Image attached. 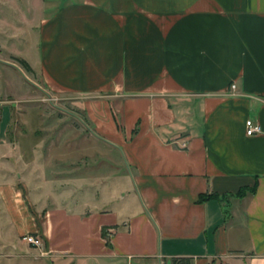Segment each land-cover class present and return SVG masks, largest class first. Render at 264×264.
I'll return each mask as SVG.
<instances>
[{
    "label": "crops",
    "instance_id": "crops-1",
    "mask_svg": "<svg viewBox=\"0 0 264 264\" xmlns=\"http://www.w3.org/2000/svg\"><path fill=\"white\" fill-rule=\"evenodd\" d=\"M28 11L43 82L82 99L98 165L123 170L95 195L93 160L50 171L11 117L0 264H264V0H0V22Z\"/></svg>",
    "mask_w": 264,
    "mask_h": 264
},
{
    "label": "rangeland",
    "instance_id": "rangeland-1",
    "mask_svg": "<svg viewBox=\"0 0 264 264\" xmlns=\"http://www.w3.org/2000/svg\"><path fill=\"white\" fill-rule=\"evenodd\" d=\"M29 12L25 18L13 16L9 23L0 22V137L12 117L7 139L19 137L23 131L29 134L28 142L36 141L38 150L41 149L36 158L50 161V171L59 169L52 163L59 161L60 157L67 159L66 163L77 160L80 166L86 159L89 163L93 160L94 193L99 195L101 187L97 183L102 179V171L109 169V176L113 179L122 173L123 166L113 153L109 165L104 168L98 165L101 157L97 140L86 139L91 125L84 114L82 99L55 93L43 82L35 66L38 60L35 23L26 21ZM20 59L30 65V71L19 63ZM47 175L50 176L49 171ZM117 183L111 182L109 187L105 185L104 193H111ZM8 235L5 242L25 243L22 235L18 237L12 230Z\"/></svg>",
    "mask_w": 264,
    "mask_h": 264
},
{
    "label": "trees",
    "instance_id": "trees-1",
    "mask_svg": "<svg viewBox=\"0 0 264 264\" xmlns=\"http://www.w3.org/2000/svg\"><path fill=\"white\" fill-rule=\"evenodd\" d=\"M18 61L25 68V70H27V71L31 70L30 65L25 60L20 59ZM254 189H255V187L250 188V189L249 188H241L237 193H235L233 195L240 198V197H243L244 195H246L247 193H253ZM216 196L218 197L217 194H200L198 197V200L204 201V200H207L209 198L216 197ZM224 213H225V215L227 214L226 209H224ZM101 236L103 238H105L106 243L109 244L106 228L101 229ZM172 264H191V258H189V257L173 258Z\"/></svg>",
    "mask_w": 264,
    "mask_h": 264
},
{
    "label": "built area",
    "instance_id": "built-area-1",
    "mask_svg": "<svg viewBox=\"0 0 264 264\" xmlns=\"http://www.w3.org/2000/svg\"><path fill=\"white\" fill-rule=\"evenodd\" d=\"M230 89L234 90L235 84H231ZM260 130H261V127L259 123H257L256 121H253L252 119L245 120L246 135L251 136V135L257 134L258 132H260ZM185 145H186L185 142L181 143L182 147ZM22 240L25 241L26 244L32 247L40 248L42 246V239L36 232H29V233L22 235Z\"/></svg>",
    "mask_w": 264,
    "mask_h": 264
}]
</instances>
